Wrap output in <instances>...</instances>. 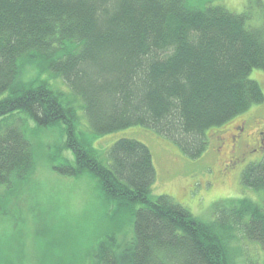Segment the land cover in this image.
<instances>
[{
	"label": "trees",
	"instance_id": "1",
	"mask_svg": "<svg viewBox=\"0 0 264 264\" xmlns=\"http://www.w3.org/2000/svg\"><path fill=\"white\" fill-rule=\"evenodd\" d=\"M190 1L0 0V118L23 113L39 128L64 125L75 163L53 170L89 173L105 200L132 216V243L122 249L106 237L94 264H239L236 230L264 251V159L241 174L261 201L234 200L204 222L169 196H152L156 173L143 143L117 140L105 165L76 136L79 100L92 137L146 128L194 160L209 129L263 102L250 73L264 72V22L253 27L246 11ZM253 3L264 20V4L248 0L247 8ZM23 64L60 79L70 95L43 79L21 82ZM33 167L30 141L11 124L0 134V186L25 181Z\"/></svg>",
	"mask_w": 264,
	"mask_h": 264
},
{
	"label": "rangeland",
	"instance_id": "2",
	"mask_svg": "<svg viewBox=\"0 0 264 264\" xmlns=\"http://www.w3.org/2000/svg\"><path fill=\"white\" fill-rule=\"evenodd\" d=\"M260 2L264 4V0ZM190 3L222 6L234 14L246 11L251 16L248 25L253 27L264 22L261 7L253 3L247 8L248 0ZM20 78L25 84L46 80L70 95L60 79H50L36 66L23 64ZM250 79L258 83L264 97V72L252 70ZM73 107L78 119V141L92 148L103 164L109 162L107 151L119 139H134L148 147L156 173L153 197L169 196L204 222L216 220L217 211L230 207L234 200L261 201L260 193L242 186L241 174L248 164L264 159L257 149V134L264 130V99L227 123L209 129L207 150L194 160L146 128L131 127L94 138L81 101L76 100ZM11 124L19 126L30 141L34 167L25 181L11 187L0 186V264H94L98 244L109 236L126 249L134 238L130 213L110 205L89 173L70 178L53 170L55 166L75 163L73 152L65 143L64 125L39 128L25 114L16 113L0 118V134ZM239 128L244 129L240 134ZM243 136L247 138L242 140ZM234 240L232 246L239 264L264 263V251L258 243H249L237 230Z\"/></svg>",
	"mask_w": 264,
	"mask_h": 264
},
{
	"label": "flooded vegetation",
	"instance_id": "3",
	"mask_svg": "<svg viewBox=\"0 0 264 264\" xmlns=\"http://www.w3.org/2000/svg\"><path fill=\"white\" fill-rule=\"evenodd\" d=\"M243 131H244L243 128H239L238 134L242 133ZM257 135H258L257 149H259L262 156H264V130L261 132L259 131ZM243 137L244 138H242V140H245L247 138L246 136H243ZM234 148L232 147L233 150H234ZM257 149H252V151L253 150L255 151Z\"/></svg>",
	"mask_w": 264,
	"mask_h": 264
}]
</instances>
